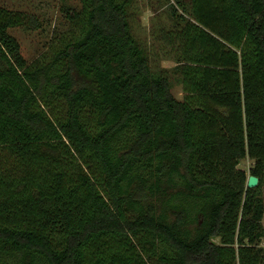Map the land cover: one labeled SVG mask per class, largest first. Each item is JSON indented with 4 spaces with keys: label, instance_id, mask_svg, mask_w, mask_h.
Returning <instances> with one entry per match:
<instances>
[{
    "label": "trees",
    "instance_id": "trees-1",
    "mask_svg": "<svg viewBox=\"0 0 264 264\" xmlns=\"http://www.w3.org/2000/svg\"><path fill=\"white\" fill-rule=\"evenodd\" d=\"M153 1L171 68L133 0L66 7L32 59L0 4V264H264V0Z\"/></svg>",
    "mask_w": 264,
    "mask_h": 264
},
{
    "label": "rangeland",
    "instance_id": "rangeland-1",
    "mask_svg": "<svg viewBox=\"0 0 264 264\" xmlns=\"http://www.w3.org/2000/svg\"><path fill=\"white\" fill-rule=\"evenodd\" d=\"M174 4V0H170ZM1 5L20 11L25 15L37 16L41 24V30L29 31L25 27L11 30L19 42L21 53L26 59L35 57L54 34H59L66 26L63 9L74 8L78 5V0H0ZM150 4L157 7L156 2L150 0H133L135 22L133 30L136 37L150 54L152 67L171 68L174 64L170 61L171 56L162 51L161 47L152 40L150 36L153 29L162 22H165L163 14L152 12ZM153 8V10H154ZM167 8H165L166 10ZM155 55V56H154ZM158 55V56H156ZM155 57V58H154ZM172 94L177 99L182 98L180 86L174 85ZM254 166V161L246 157L237 165V169L244 171L247 177L250 176V169ZM263 236L260 239L259 247L264 249V214L261 220Z\"/></svg>",
    "mask_w": 264,
    "mask_h": 264
},
{
    "label": "water",
    "instance_id": "water-1",
    "mask_svg": "<svg viewBox=\"0 0 264 264\" xmlns=\"http://www.w3.org/2000/svg\"><path fill=\"white\" fill-rule=\"evenodd\" d=\"M259 184V179L255 176L250 175L247 179L246 188L253 189Z\"/></svg>",
    "mask_w": 264,
    "mask_h": 264
}]
</instances>
